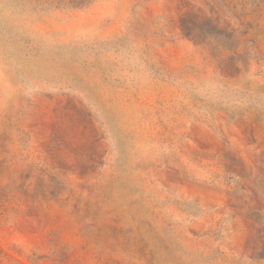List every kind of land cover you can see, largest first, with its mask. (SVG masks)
<instances>
[{
    "label": "rangeland",
    "instance_id": "obj_1",
    "mask_svg": "<svg viewBox=\"0 0 264 264\" xmlns=\"http://www.w3.org/2000/svg\"><path fill=\"white\" fill-rule=\"evenodd\" d=\"M0 264H264V0H0Z\"/></svg>",
    "mask_w": 264,
    "mask_h": 264
}]
</instances>
